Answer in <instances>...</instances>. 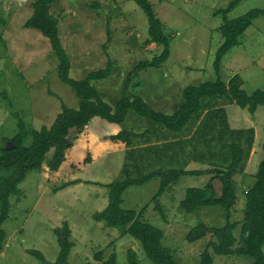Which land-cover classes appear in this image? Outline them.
Segmentation results:
<instances>
[{
  "label": "rangeland",
  "instance_id": "obj_1",
  "mask_svg": "<svg viewBox=\"0 0 264 264\" xmlns=\"http://www.w3.org/2000/svg\"><path fill=\"white\" fill-rule=\"evenodd\" d=\"M34 0H0V147L19 129V121L34 128L50 126L61 110V103L77 107L79 98L63 83L57 74L58 59L46 37L39 31L24 27L32 13ZM156 16L164 25L169 38V56L159 67H148L129 75L139 61L159 55L162 46L148 41V22L135 0H56L51 13L58 20L59 37L70 61L69 76L83 78L94 69L104 68L111 61V73L93 85L102 98L113 104L124 92L139 96L155 110L166 114L174 112L183 102L182 91L190 85L214 81L217 76L226 85L238 75L241 88L248 94L264 90V15L256 17L243 32L239 43L221 59L218 74L213 62L223 42L219 27L223 12L231 0H149ZM264 8V0H241L226 16L237 18L246 12ZM109 30V31H108ZM219 103V102H217ZM225 114L211 119L214 131L252 127L254 142L246 160L245 170L234 175L238 196L230 210V221L238 225L243 218L244 192L255 182V173L264 155V106L254 113L235 103L225 105ZM130 112L125 120L127 128L135 122ZM138 120H136L137 122ZM226 125V126H225ZM226 127V128H225ZM122 130V125L94 117L73 141L58 170H50L48 159L39 170L29 171L18 185V192L9 197L10 208L1 228L6 233L0 264H50L57 259L59 245L55 233L64 223L73 242L67 261L69 264H103L95 254L106 259L116 255V264H128L127 251L132 249L138 264H154L144 254L140 243L129 235L120 237L117 228L97 222L93 214L107 204L103 186L120 174L132 157L138 156L142 169L132 177L145 175L155 169L185 167L188 170L215 169L222 152L203 151L206 145L191 154L194 145L182 149L164 146L156 152L135 147L136 153H127L125 142L109 139ZM122 143V145H120ZM143 145V144H142ZM204 146V147H203ZM141 150V151H140ZM225 152V151H223ZM209 175H182L164 189L154 200L160 188L159 178L142 185L126 188L122 207L137 212L143 209V219L163 230L164 246L170 248L177 264H198L208 237L188 242L186 232L199 223L221 226L227 213L217 206H201L185 212L178 206L189 187H202ZM79 181L76 184H69ZM217 195L220 182L214 180ZM237 237L239 231H235ZM37 250L44 261L30 253ZM264 253V245L262 246ZM213 264H251L245 255L213 254Z\"/></svg>",
  "mask_w": 264,
  "mask_h": 264
},
{
  "label": "trees",
  "instance_id": "obj_2",
  "mask_svg": "<svg viewBox=\"0 0 264 264\" xmlns=\"http://www.w3.org/2000/svg\"><path fill=\"white\" fill-rule=\"evenodd\" d=\"M241 0H231L223 12V24L219 27L223 42L218 47L213 67L218 74L222 57L239 43L243 32L252 24L253 20L264 15V8L252 9L245 14L228 19L226 14L231 11ZM56 0H34L32 13L25 21L24 27L39 31L47 38L50 47L58 59V78L67 84L77 98V107H69L61 103V110L50 126L34 129L24 121H19V129L12 137L13 147L7 149L0 147V253L4 249L6 233L1 228L7 218L10 208L9 197L18 192L19 183L31 170H39L46 155L52 151L48 159L50 170H58L65 159V154L73 146V141L81 134L84 128L94 117H100L107 122L122 125V130L110 135L109 139L126 143L127 153H136L135 147H142L146 152L164 149V146L176 147L179 151L183 145H194L191 154L200 151L199 146L206 145L203 150L222 152L221 162L213 164L215 169L188 170L180 168L155 169L145 175L132 177L139 172L143 165L140 164L139 155L133 156V162H127L120 170V174L113 181L104 184L108 202L99 212L93 214L97 222L105 226L117 228L119 236H131L137 240L145 256L154 264H177L170 248L164 246L163 230L143 219V209L137 212L132 208L122 207V194L124 190L133 185H142L152 178H159L160 188L154 200L162 194L164 189L175 183L182 175L212 174L207 178L202 187H189L185 195L179 200V208L185 212H193L201 206H217L227 213V220L221 226L199 223L189 229L185 234L188 242L208 237L205 248L199 256L198 264H213V254L216 255H245L252 259L251 264H264V158L255 173V182L244 192L243 218L239 223L230 221V210L237 203L233 178L236 173L245 170L246 160L254 142V129L252 127L227 130L228 138L223 137L222 129L212 136L205 131H214L211 119L225 112V105L235 103L241 108H246L254 113L258 106H264V90L257 89L248 94L241 88L238 75H234L226 85L217 76L214 81H204L197 85L187 86L182 91L183 102L172 113L166 114L155 110L139 96L130 97L126 94V87L130 76L148 67H159L169 56V38L164 32L162 21L156 16L149 0H135L144 12L148 22V35L150 42L162 46L159 55L150 60L139 61L125 81L123 94L109 104L98 89L94 81L107 78L111 73V61H107L104 68L94 69L83 78L73 79L69 76L70 61L62 47L59 37L57 18L51 13V5ZM5 20L0 15V24ZM109 31V30H108ZM219 102V103H217ZM136 115L135 122L127 128L125 120L130 112ZM225 114V113H224ZM136 120H138L136 122ZM226 126V125H225ZM226 128V127H225ZM143 144V145H142ZM160 144V145H159ZM264 155V141L261 145ZM140 150V151H141ZM225 151V152H223ZM214 180L220 182V194L214 188ZM73 181L69 184H76ZM239 234L236 237L235 231ZM59 252L54 263L69 264L67 261L73 242L69 239V230L66 223L56 228ZM30 253L40 260L44 257L37 250ZM98 261L103 264H116V255L111 253L108 258H103L101 251L95 254ZM128 264H138L136 254L132 249L127 251Z\"/></svg>",
  "mask_w": 264,
  "mask_h": 264
},
{
  "label": "water",
  "instance_id": "obj_3",
  "mask_svg": "<svg viewBox=\"0 0 264 264\" xmlns=\"http://www.w3.org/2000/svg\"><path fill=\"white\" fill-rule=\"evenodd\" d=\"M11 147H13V144H12V142L8 141L7 142V145H6V148L9 149Z\"/></svg>",
  "mask_w": 264,
  "mask_h": 264
},
{
  "label": "crops",
  "instance_id": "obj_4",
  "mask_svg": "<svg viewBox=\"0 0 264 264\" xmlns=\"http://www.w3.org/2000/svg\"><path fill=\"white\" fill-rule=\"evenodd\" d=\"M229 104H231V103H229ZM226 105H228V104H226ZM120 145H122V143H120ZM159 145H160V144H159ZM69 149H70V148H69ZM69 149H68V150H69ZM68 150H67V151H68Z\"/></svg>",
  "mask_w": 264,
  "mask_h": 264
}]
</instances>
